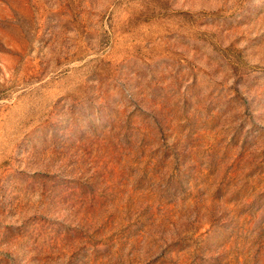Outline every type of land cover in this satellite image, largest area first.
<instances>
[{
	"label": "rangeland",
	"instance_id": "374dc122",
	"mask_svg": "<svg viewBox=\"0 0 264 264\" xmlns=\"http://www.w3.org/2000/svg\"><path fill=\"white\" fill-rule=\"evenodd\" d=\"M0 264H264V0H0Z\"/></svg>",
	"mask_w": 264,
	"mask_h": 264
}]
</instances>
